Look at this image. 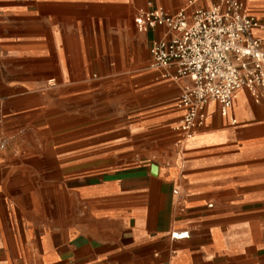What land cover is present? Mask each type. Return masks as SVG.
I'll list each match as a JSON object with an SVG mask.
<instances>
[{"label":"crops","instance_id":"crops-1","mask_svg":"<svg viewBox=\"0 0 264 264\" xmlns=\"http://www.w3.org/2000/svg\"><path fill=\"white\" fill-rule=\"evenodd\" d=\"M187 1L0 0V264H264V86L184 138L133 25Z\"/></svg>","mask_w":264,"mask_h":264},{"label":"built area","instance_id":"built-area-1","mask_svg":"<svg viewBox=\"0 0 264 264\" xmlns=\"http://www.w3.org/2000/svg\"><path fill=\"white\" fill-rule=\"evenodd\" d=\"M132 20L140 33L164 28L148 44L149 66L164 70L167 78L185 80L177 100L182 110L177 130L184 138L204 124L209 101L226 116L239 89L256 97L264 86V42L254 33L264 28V16L253 15L244 0H188L174 13L148 3ZM188 235L181 230L170 237Z\"/></svg>","mask_w":264,"mask_h":264},{"label":"rangeland","instance_id":"rangeland-1","mask_svg":"<svg viewBox=\"0 0 264 264\" xmlns=\"http://www.w3.org/2000/svg\"><path fill=\"white\" fill-rule=\"evenodd\" d=\"M117 95H118L117 93H114L112 91H110V92L107 91V92H104V93L100 92V93H97L96 95H94L92 97V100H97V102H98L99 100L105 99V100L113 103L114 105L121 106V104H122L121 100L122 99H120ZM97 102H92L91 104H96ZM95 169H96V167H95ZM97 171L98 170L91 171L90 174H93V173L94 174H99ZM83 174L84 173H80L79 175L82 176Z\"/></svg>","mask_w":264,"mask_h":264},{"label":"water","instance_id":"water-1","mask_svg":"<svg viewBox=\"0 0 264 264\" xmlns=\"http://www.w3.org/2000/svg\"><path fill=\"white\" fill-rule=\"evenodd\" d=\"M155 172V165H151V173Z\"/></svg>","mask_w":264,"mask_h":264}]
</instances>
